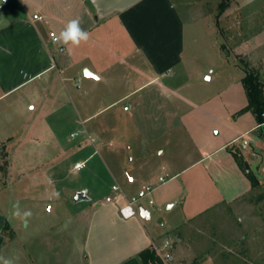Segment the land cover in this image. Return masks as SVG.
Segmentation results:
<instances>
[{"label": "rangeland", "instance_id": "374dc122", "mask_svg": "<svg viewBox=\"0 0 264 264\" xmlns=\"http://www.w3.org/2000/svg\"><path fill=\"white\" fill-rule=\"evenodd\" d=\"M174 1L184 15V50L180 64L168 73L163 94L154 86L147 90L149 105L141 102L116 122H102L108 117L102 114L82 123L83 113L94 114L109 97L101 89L88 95L68 84L71 99L62 91L58 106L27 110L16 137L5 143L13 168L8 172L4 162L0 166V264H83L85 208L97 198L121 202L142 186L155 187L161 166L166 173L171 165L183 166L198 156V148L208 139L223 141L248 126V119L237 120L246 113H240L241 67L256 73L264 88V4L255 5L264 0H254L252 5L246 0H202L205 5ZM50 91L49 87L42 90ZM127 91L124 87L119 93ZM137 95L126 103L140 102L143 94ZM13 97L0 98V107ZM35 126L41 135L36 153H28L34 151L30 145L25 147L27 153H20L19 145L30 141ZM254 134L233 151L241 155L239 150H245V161L258 184L237 202L207 209L191 222L186 237L190 252L182 253L176 233L164 264H204L205 253L212 254L207 247L212 251L214 244L236 245L235 253L241 255L232 258L222 252L219 264H264V145L247 141ZM163 149L165 153L157 155ZM24 160L32 165L36 161L37 169L27 174L40 175L37 183L17 178L22 170L16 166H23ZM77 162L83 166L75 170ZM112 186L118 190L113 192ZM79 191H86L89 201L74 202L73 195ZM149 199L143 197L134 207L149 208ZM177 205L166 214V224L173 228L181 210ZM153 222L158 224L156 218Z\"/></svg>", "mask_w": 264, "mask_h": 264}, {"label": "crops", "instance_id": "0c3cea01", "mask_svg": "<svg viewBox=\"0 0 264 264\" xmlns=\"http://www.w3.org/2000/svg\"><path fill=\"white\" fill-rule=\"evenodd\" d=\"M181 1L185 2L184 5H205L202 0ZM253 1L244 2L252 5ZM258 4L264 2L255 5ZM175 5L174 0H5L3 3L0 0V98L15 96L0 107V148H5L0 151V166L4 162L8 172L13 168L11 151L6 150L5 143L16 137L14 132L21 128L27 110L32 112L36 107L58 106L62 103V91L71 99L68 84L88 95L101 89L109 97L94 114L83 113L82 123L102 114L108 116L102 122H116L117 117L134 110L141 102L149 105L147 90L154 86L163 94L162 90L168 86V73L180 64L184 50V15ZM34 15L41 19H33ZM71 20H79L80 27L89 33L87 42L78 46L72 45L71 41L68 45L60 42V33ZM85 71L92 75H82ZM32 84V88L23 91ZM48 87L50 93L42 92ZM124 87L128 91L119 93ZM241 93L244 101L240 109H243L247 99L242 84ZM137 94H143L140 102L136 98L137 101L126 103ZM120 105L125 108L118 109ZM84 108L81 106L80 111L85 112ZM243 117L249 121L243 131L223 141L208 139L198 148V156L183 166L167 167V173L166 167L161 166L157 184L150 193H144L145 186H142L135 196L131 192V198L125 196L121 202L112 203L107 196L97 198L85 208L83 264H142L138 257L140 252L150 246L160 247L165 242L174 245L176 233L182 253L189 251L191 245L186 237L191 222L207 209L233 204L252 190L250 181L231 152H235L234 148L247 135L254 133L247 141L264 145V125L257 126L250 112L237 120ZM32 133L26 144L19 141L20 153H27L25 147L29 145L31 150L38 146L37 138L41 135L36 126ZM244 144L246 149L248 143ZM239 152L247 160L245 150ZM28 153L34 156L36 152ZM164 153L163 149L157 155ZM34 162L32 165L24 160L23 166H16L23 171L16 173L17 178H29L30 184L37 183L40 175L37 178L35 172L27 174V170L37 169ZM162 175L169 176V179ZM160 178L164 181L160 182ZM145 196L150 197L149 208L134 207ZM113 198L116 199V194ZM130 202H133L136 215L123 219L119 209ZM178 203L181 210L176 218L178 225L173 228L166 224V214H170ZM155 218L158 224L153 222ZM213 246L212 251L207 247L208 253L212 254L205 253L204 264H219L217 257L222 252L232 258L241 256L235 253L236 245Z\"/></svg>", "mask_w": 264, "mask_h": 264}, {"label": "trees", "instance_id": "16d2710c", "mask_svg": "<svg viewBox=\"0 0 264 264\" xmlns=\"http://www.w3.org/2000/svg\"><path fill=\"white\" fill-rule=\"evenodd\" d=\"M225 8V5L221 7V10ZM241 69L244 71V76L241 79V84L247 99V105L240 111L250 112L256 122L257 126L264 125V88L258 75L254 73L249 67L243 66ZM235 162L240 170L250 181L251 187L254 188L258 181L249 170L246 161L237 152H231ZM7 229V225L4 226L3 231ZM142 264H164L160 256L157 254L156 249L153 246L143 250L138 255Z\"/></svg>", "mask_w": 264, "mask_h": 264}, {"label": "built area", "instance_id": "2783aa9c", "mask_svg": "<svg viewBox=\"0 0 264 264\" xmlns=\"http://www.w3.org/2000/svg\"><path fill=\"white\" fill-rule=\"evenodd\" d=\"M4 1L5 0H1V3H3ZM33 19H41V18L37 17V15H34ZM71 136H73V134ZM89 139H90V142H92V139L91 138H89ZM82 166H83V163H81V162L76 163L74 165V169L75 170L81 169ZM159 181L160 182L164 181V178H160ZM112 190L117 191L118 188L113 186ZM143 191H144V193L148 194L151 192V188L149 186L143 187ZM149 203H150V205L153 204L152 201H150ZM132 204H133V202L126 203L123 207H121L119 209V213L123 219H129V218H132L136 215ZM154 248L156 249V252L160 256L162 261L166 262V260L170 259L169 251L172 248V245L169 242H165L164 245L162 246V248H160V247H154Z\"/></svg>", "mask_w": 264, "mask_h": 264}, {"label": "clouds", "instance_id": "9594fccd", "mask_svg": "<svg viewBox=\"0 0 264 264\" xmlns=\"http://www.w3.org/2000/svg\"><path fill=\"white\" fill-rule=\"evenodd\" d=\"M59 39L64 45H68L71 41L72 45L78 46L81 42L88 41L89 33L80 27L79 20H71L61 31Z\"/></svg>", "mask_w": 264, "mask_h": 264}, {"label": "water", "instance_id": "95a60500", "mask_svg": "<svg viewBox=\"0 0 264 264\" xmlns=\"http://www.w3.org/2000/svg\"><path fill=\"white\" fill-rule=\"evenodd\" d=\"M1 10V9H0ZM86 72V71H85ZM85 72H82V75H85ZM74 202L88 201L86 191H79L73 195Z\"/></svg>", "mask_w": 264, "mask_h": 264}, {"label": "snow or ice", "instance_id": "6c2138e0", "mask_svg": "<svg viewBox=\"0 0 264 264\" xmlns=\"http://www.w3.org/2000/svg\"><path fill=\"white\" fill-rule=\"evenodd\" d=\"M85 75H86V76H89V75H92V74H91V73H88V72L86 71V72H85ZM93 78H94V79H97V80L99 79V77H95V76H93Z\"/></svg>", "mask_w": 264, "mask_h": 264}]
</instances>
